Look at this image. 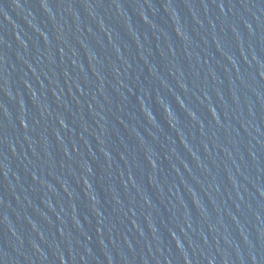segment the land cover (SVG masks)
<instances>
[{
	"label": "water",
	"instance_id": "obj_1",
	"mask_svg": "<svg viewBox=\"0 0 264 264\" xmlns=\"http://www.w3.org/2000/svg\"><path fill=\"white\" fill-rule=\"evenodd\" d=\"M0 264H264V0H0Z\"/></svg>",
	"mask_w": 264,
	"mask_h": 264
}]
</instances>
